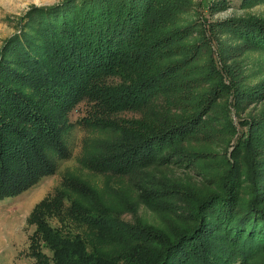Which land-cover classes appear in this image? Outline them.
I'll list each match as a JSON object with an SVG mask.
<instances>
[{"label": "trees", "instance_id": "trees-1", "mask_svg": "<svg viewBox=\"0 0 264 264\" xmlns=\"http://www.w3.org/2000/svg\"><path fill=\"white\" fill-rule=\"evenodd\" d=\"M154 6L155 0H62L58 7L34 8L24 16L25 27L3 49L6 56L14 57L16 66L6 56L0 65V199L22 194L55 171L54 157L65 156L62 134L72 127L68 115L76 97L88 98L89 104L78 123L114 136L110 144L93 146L81 165L113 177H138L144 168L159 163L154 155L167 141L202 123L204 111L171 116L157 95L134 97L135 87L146 78L141 70L146 67L144 60L152 57L142 49L138 62L127 48L141 39ZM263 23L240 21L233 27L236 34L244 32L254 45L264 48ZM146 49L151 51V43ZM168 70L157 81L171 74ZM12 80L33 91L14 87ZM152 85L147 87L154 92ZM122 112L137 113L139 118H116ZM141 184L157 185L151 180ZM88 185L69 177L52 200L40 203L30 215L36 246L50 251L42 255V264H219L223 253L214 247L217 237L231 240L239 256L263 247L264 203L252 197L237 199L230 187L193 210L192 227L178 228L172 240H161L127 224L125 230L120 227ZM44 206L47 215L39 209ZM59 209L67 221L123 239L121 247L112 254L95 252L78 234L48 226L55 217L68 224L61 220Z\"/></svg>", "mask_w": 264, "mask_h": 264}, {"label": "rangeland", "instance_id": "rangeland-1", "mask_svg": "<svg viewBox=\"0 0 264 264\" xmlns=\"http://www.w3.org/2000/svg\"><path fill=\"white\" fill-rule=\"evenodd\" d=\"M255 5L264 6V0H155L141 39L127 48L130 58L137 60L142 49L152 57L144 60L146 67L141 70L146 78L135 87L134 97L157 95L162 105L170 108L171 116L204 111L202 123L167 141L154 155L159 163L144 168L138 177H113L81 165L93 146L112 142L114 136L103 128L92 130L80 125L78 121L89 111L88 98H74L77 104L68 115L72 127L62 134L65 156L54 157L55 171L22 194L0 199V264H42V255H50L48 249L36 246L35 225L29 218L40 203L54 198L69 177L89 184L106 214L119 220L124 230L129 225L161 240H172L178 228L192 227L193 210L219 196L222 188L230 187L237 199L252 197L264 203V48L254 45L246 33L236 34L233 27L240 21L264 22V7L253 10ZM226 9L241 15L221 20L217 14ZM23 19L4 18L17 33L25 27ZM8 39H0V65L5 60L7 52L3 49ZM147 42L151 51L146 49ZM6 59L16 66L13 56ZM164 69L171 74L157 81ZM12 85L33 91L16 84V80ZM165 98L169 102H164ZM116 118L135 119L139 115L122 112ZM142 180L157 185H142ZM39 209L47 215L45 206ZM60 212L61 220L67 221L65 213ZM58 220L53 218L48 226L78 234L95 252L112 254L123 242L99 235L85 225L72 221L62 225ZM217 239L214 247L223 253L219 264H264V243L254 253L239 256L231 240ZM39 250L42 254H37Z\"/></svg>", "mask_w": 264, "mask_h": 264}, {"label": "clouds", "instance_id": "clouds-1", "mask_svg": "<svg viewBox=\"0 0 264 264\" xmlns=\"http://www.w3.org/2000/svg\"><path fill=\"white\" fill-rule=\"evenodd\" d=\"M62 0H0V39L11 38L17 35V31L14 26L9 25L4 18L13 17L21 18L30 13L34 8H53L60 6ZM264 7L261 5H255L253 10ZM241 13H235L232 9H226L222 13H218L217 16L221 20H227L231 18H238Z\"/></svg>", "mask_w": 264, "mask_h": 264}]
</instances>
